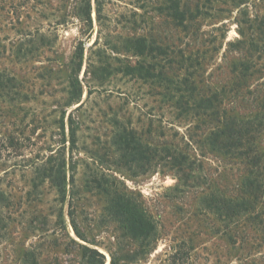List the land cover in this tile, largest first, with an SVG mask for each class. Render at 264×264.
<instances>
[{
	"label": "rangeland",
	"instance_id": "rangeland-1",
	"mask_svg": "<svg viewBox=\"0 0 264 264\" xmlns=\"http://www.w3.org/2000/svg\"><path fill=\"white\" fill-rule=\"evenodd\" d=\"M179 3L183 26L167 0H0V264H264V0ZM140 36L168 47L174 81L200 56L193 80L254 122L253 175L244 148L164 103L158 72H122ZM164 143L194 170L143 161ZM241 197L254 211L221 205Z\"/></svg>",
	"mask_w": 264,
	"mask_h": 264
},
{
	"label": "trees",
	"instance_id": "trees-1",
	"mask_svg": "<svg viewBox=\"0 0 264 264\" xmlns=\"http://www.w3.org/2000/svg\"><path fill=\"white\" fill-rule=\"evenodd\" d=\"M167 2L170 3V5L167 6V10L171 12V16L178 20L180 25L183 26L186 15L190 13V10L186 8L185 11H182L179 0H167ZM83 11L89 16L90 20V2L87 3V6L85 10L83 9ZM97 12L99 14L100 11ZM190 17H192L190 19V21H192V13L190 14ZM114 48L116 52H118L119 49H117V47ZM123 50H125V52L133 53L137 57L144 58L145 63L139 62L136 66L126 64L122 68V72L126 75H136L139 77H142L143 73L147 74V77H150L155 72H158L159 74L155 77L158 79L157 83L162 89L164 103L171 104L170 106L173 109L180 111L183 116L193 114L198 118L200 117L206 119L204 120L206 122L209 121L214 127V130L209 138L212 139V145H219V143L222 142V148L227 150L230 148H235L236 150L244 148V151L239 150L241 152L239 155L249 160V165L253 167L250 174H254V167L258 168L260 165L259 163L263 160L261 156L254 157V147L249 146L246 148V144L250 143L247 135L250 133L249 130L254 128V122H245L243 120H237L229 117L222 107L225 91H212L211 89L205 91L204 88L199 86V81H196L195 79L193 80V77L197 74V70L200 66V56H190L186 59L185 62L187 65V71H190L189 75L180 81H174L173 78L168 76L169 71H167L172 65V62L167 59L169 50L168 47L165 48L160 46L156 43V41L149 43L145 37L140 36L127 39ZM149 57L154 60H157L158 58L162 60L159 63L146 65V60L149 59ZM107 59L109 60L110 57ZM102 60L103 63H107L106 56H103ZM163 62L166 64H163ZM70 125L72 138L71 142L72 145L75 146L78 129L73 126L72 119L70 120ZM226 141H228L227 144ZM186 150L187 149L181 148L178 145H169L166 143H164L160 149H156L154 151L147 146L143 152V161L146 164H149L152 160H154V158H157L163 166H170L178 174H182L184 176L186 172L193 171L195 166V162L191 159L188 151ZM57 172L59 174L63 173L62 166L61 169L59 168L57 170ZM246 181H248V184L246 182V187L252 191L254 189V180L252 181L249 178L246 179ZM56 182L59 192L64 193L62 179H59ZM251 195L254 197V194ZM118 199L120 201L122 198L120 197ZM122 203L123 202L120 201L117 205L120 208H125V206H123L124 203ZM230 203L236 206L237 209L245 212H251V210L254 211L253 204L244 200L243 197H241L240 202L239 200L238 202H235L232 198L228 199V201L226 199L221 201V205L225 206ZM77 234L79 236V233Z\"/></svg>",
	"mask_w": 264,
	"mask_h": 264
}]
</instances>
